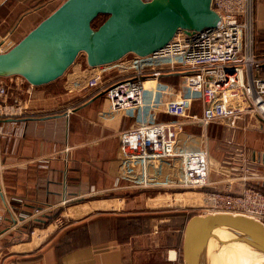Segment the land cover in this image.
<instances>
[{"label": "crops", "instance_id": "crops-1", "mask_svg": "<svg viewBox=\"0 0 264 264\" xmlns=\"http://www.w3.org/2000/svg\"><path fill=\"white\" fill-rule=\"evenodd\" d=\"M62 1L0 0V36L18 42ZM253 17L255 35L264 39V0H253ZM90 72L81 60L63 79L48 84L33 85L20 75L5 79L11 86L10 100L24 102L27 112L0 118V264H183L182 218L177 210L162 207L159 211L158 207L94 210L61 226L54 224L44 236L42 232L53 224L37 229L38 240L34 232L18 237L22 238L19 242L12 240L33 219L44 221L50 216L46 211L55 205L72 202L78 206L87 194L133 187L117 171L120 133L133 122L108 113L110 101L85 85ZM166 79L178 83L179 78ZM246 118L216 123L238 128ZM245 139L254 148L250 155L264 160V133L253 132ZM262 169H251L250 175L261 181V174L254 173ZM234 170L241 174L240 169ZM231 173L210 168L208 188L230 186L239 191L256 185ZM160 187L170 186L156 188ZM152 199L138 198L135 204ZM100 201L109 199L90 202Z\"/></svg>", "mask_w": 264, "mask_h": 264}, {"label": "built area", "instance_id": "built-area-1", "mask_svg": "<svg viewBox=\"0 0 264 264\" xmlns=\"http://www.w3.org/2000/svg\"><path fill=\"white\" fill-rule=\"evenodd\" d=\"M212 6L220 15L216 26L192 33L180 28L153 53H129L100 66L85 60L91 69L86 87L110 101L111 116L133 122L120 133L117 169L119 178L132 186H206L208 152L190 147L194 134L187 124L204 130L209 123L236 116L256 115L264 121V53L255 50L253 0H212ZM16 43L0 36V52ZM165 74L178 75V83L164 80ZM6 78L0 77V118L24 116L27 106L10 100ZM159 113L177 118L159 121ZM206 200L213 205L208 213L245 214L264 222V191L259 187L210 191Z\"/></svg>", "mask_w": 264, "mask_h": 264}, {"label": "water", "instance_id": "water-1", "mask_svg": "<svg viewBox=\"0 0 264 264\" xmlns=\"http://www.w3.org/2000/svg\"><path fill=\"white\" fill-rule=\"evenodd\" d=\"M99 16L103 21L94 26ZM212 0H64L16 44L0 52V77L20 75L33 85L53 82L81 53L90 66L129 53H153L174 37L214 27ZM230 245L264 256V222L245 214L197 213L183 230V264H219Z\"/></svg>", "mask_w": 264, "mask_h": 264}, {"label": "rangeland", "instance_id": "rangeland-1", "mask_svg": "<svg viewBox=\"0 0 264 264\" xmlns=\"http://www.w3.org/2000/svg\"><path fill=\"white\" fill-rule=\"evenodd\" d=\"M104 19V17H101L100 20ZM95 21L94 26H98L101 21ZM254 27V25H253ZM254 29V28H253ZM255 34V32H254ZM257 36V35H256ZM264 46L263 43L260 42V48ZM83 60H86L85 54L81 53L75 63L70 67L72 68L74 65H76L78 62ZM63 77V76H62ZM61 77V78H62ZM59 78L58 80H60ZM63 79V78H62ZM197 110V109H196ZM198 111V110H197ZM245 120L242 121L241 125L238 126V128H231L227 127L226 125H222L221 123H209L206 127V129L203 130V127L196 126L193 124L188 123L187 124V131L194 134V138L191 142H189L190 147H193L194 145H197L199 147H203L207 150L209 156H208V164L209 169L210 168H216L221 167L222 169L228 170L229 172L232 171L233 177H238L240 174L239 171H235V168L240 169L241 176L243 179H247V184H256V187L261 188L264 191V179L259 181L257 178H253L255 175L252 174L250 171H253L251 169L260 168L263 167L262 170H259L261 172H256L254 174L260 175L261 178H264V160H255L253 158V153L250 155L249 150L254 149L253 146L250 147V144L247 143L245 139V135L251 134L253 132H263L264 133V121L257 118L256 115L253 116H247ZM157 118L159 121H171L176 119V116L173 115H164L162 113H159L157 115ZM184 119H189V117ZM239 135V139L237 138ZM241 136V137H240ZM241 143H237V140ZM251 164L252 166H250ZM256 171V170H254ZM209 184V183H208ZM203 186H186L183 183H180L177 186H170V187H160V188H153V187H126L122 191L120 190H113V191H107L103 192V194L99 195H93L87 194L83 199L81 200L80 205L73 206L72 202H66L61 205H55L52 208V210H48L46 212L50 213V216L45 217L44 221H31L28 223V226L26 228L21 227V233L17 238L12 239L15 240V242H19L22 238H18L22 236L23 238H27L30 235L39 232L37 229H43L46 228L49 224H57L58 226H61L64 224L67 220V218H64V215L68 211L77 210L76 208H80L82 206L90 205V201H94L97 199H116V200H127L129 201L130 198L133 201H136L138 198H153V199H159L155 200L154 204L152 206L158 207L156 210L159 211V207H162L161 209H174L177 210L179 213H185L184 218L188 217L191 212H197V213H208L209 211H212L213 205L207 202L206 200V193L210 191H220V192H239L233 190L230 186H227L223 189H216V188H208L209 185ZM245 187V186H244ZM243 187V188H244ZM242 188V189H243ZM86 194V193H85ZM130 200V201H132ZM166 203V204H165ZM92 204V203H91ZM112 204V203H111ZM111 204L108 202L102 203V202H96L95 208H106V206H109L111 208ZM116 204V203H115ZM111 206V207H110ZM165 206V207H164ZM91 208V207H90ZM123 210V209H122ZM129 210V209H128ZM82 212V211H81ZM78 213V214H81ZM84 214V211L83 213ZM184 218L180 219L181 223H183ZM71 219V218H70ZM6 245V244H4ZM7 247V246H6ZM241 251V250H240ZM238 250H234L228 255L227 259H225L224 264H244L245 261L242 257L244 254L242 251L240 252ZM233 253H235L233 255ZM243 253V254H242ZM232 256V257H231ZM254 256V255H253ZM255 258L252 259V261L249 264H264V258ZM183 260V259H182ZM227 260V261H226Z\"/></svg>", "mask_w": 264, "mask_h": 264}, {"label": "bare ground", "instance_id": "bare-ground-1", "mask_svg": "<svg viewBox=\"0 0 264 264\" xmlns=\"http://www.w3.org/2000/svg\"><path fill=\"white\" fill-rule=\"evenodd\" d=\"M155 200H160V199H152V200H147V204L151 207V208H155V206H152L154 204V201ZM102 203H105V202H108L109 204H111V208H109V206H106V208H102V209H125L126 207V204H127V200H109V201H100ZM96 203V202H95ZM95 203H92L91 205H86V206H82L80 207V209H77V210H72V211H68L65 213L64 215V218H67V219H70V218H77V217H80V216H84L90 212H93L94 210H102L101 208H95ZM116 203V204H115ZM166 204V203H165ZM91 207V208H90ZM82 211V212H81ZM84 211V214H82ZM81 214H78L80 213ZM55 225L53 226H50L48 229H46V231H43L42 232V236H44L45 234L48 233L49 230L53 229ZM39 237L41 236H38L37 233L34 235L33 238H35V240H38ZM238 250V251H242L243 253H246L244 254L242 257L244 258L243 261H245L244 264H249L253 258H255L254 256H256L257 258H264V256H261V255H258V254H255L251 251H249L248 249H245L244 247L242 246H237V245H230V246H227L225 247L223 250H221V252L219 253L218 255V261H219V264H224L225 262V259H227L228 255H230V253L234 250ZM240 251V252H241ZM242 253V254H243ZM235 253H233L234 255ZM254 255V256H253ZM232 257V256H231ZM228 260V259H227ZM226 260V261H227Z\"/></svg>", "mask_w": 264, "mask_h": 264}, {"label": "trees", "instance_id": "trees-1", "mask_svg": "<svg viewBox=\"0 0 264 264\" xmlns=\"http://www.w3.org/2000/svg\"><path fill=\"white\" fill-rule=\"evenodd\" d=\"M101 17L105 18V16H99L95 21H99L101 19ZM100 21L102 22L103 19L100 20ZM260 42L264 43V39L261 38V37L259 38V36L256 37V35H255V50H256L257 53H264V49L260 48ZM168 76H178V75L165 74V75L162 76V78L164 80H167L166 78H168ZM138 202H139V200H138ZM132 208H151V207L147 204V200L146 201L140 200V202L137 203V204H135V201H127V204H126V207H125L124 210L132 209ZM194 214H197V212L196 211L195 212H191V214L187 218L186 217L184 218V215H186V214L184 212L180 213V216H181L180 218H184L185 219V220H183V223H182V227H183L182 229H184L188 219Z\"/></svg>", "mask_w": 264, "mask_h": 264}]
</instances>
